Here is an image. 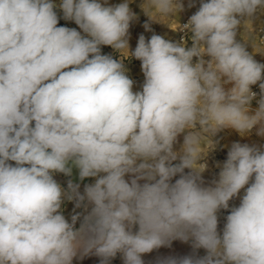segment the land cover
I'll use <instances>...</instances> for the list:
<instances>
[{"label": "clouds", "instance_id": "9594fccd", "mask_svg": "<svg viewBox=\"0 0 264 264\" xmlns=\"http://www.w3.org/2000/svg\"><path fill=\"white\" fill-rule=\"evenodd\" d=\"M133 2L0 0V264L89 255L110 264L117 254L145 264L144 254L175 240L192 252L156 264H264V146L233 142L218 179L205 186L202 175L220 131L264 137V63L254 59L264 38L252 27L264 0H199L184 24L181 0H143L149 21L190 33L191 47L154 33L130 51ZM57 8L82 31L58 26ZM174 18L175 28L166 22ZM130 58L141 62V91L127 75ZM73 169L80 181L95 178L83 193L54 179Z\"/></svg>", "mask_w": 264, "mask_h": 264}, {"label": "rangeland", "instance_id": "374dc122", "mask_svg": "<svg viewBox=\"0 0 264 264\" xmlns=\"http://www.w3.org/2000/svg\"><path fill=\"white\" fill-rule=\"evenodd\" d=\"M54 2L59 4V0H54ZM121 2L122 0H108L109 5H116ZM181 2L184 5V10L177 14L178 21L186 16L193 15L199 8V0H181ZM190 2L194 4L193 7L188 6ZM142 3L143 0H134V2L130 4V8L136 14L137 19L134 20L130 25L129 42L138 40L141 34H143L146 37V39H149L151 35H153L154 33L161 35L166 40L172 41L173 40L172 37L174 36L173 35L174 30L170 28L167 23L149 21V18L144 14L143 10L140 7ZM56 10L60 11L63 14V12L59 8H57ZM262 20H264V12L258 11L252 21L253 29H255L256 25ZM166 22L170 23L173 28H175L177 25V20L175 18ZM145 23L150 24L151 31L145 30L144 28ZM243 32H244L243 27L238 29L237 40L242 43L244 42L241 36V33ZM257 44L259 45L258 42ZM247 50L249 51V53H254V49L251 43L247 45ZM260 50L264 51V47H261ZM254 59L257 62L264 63V54L254 53ZM227 87H231V85H227L226 88ZM251 107L253 110L256 109L258 107V103L252 102ZM213 139L214 141H217L216 146L213 150L208 152L205 161H202V162H206L208 165L207 170L202 174L203 179L205 181V186L210 185L213 179H218V173L220 171V168L217 167V164L219 163L222 166L223 162L226 161L227 153L233 142L264 146V137H260L256 135V128L252 130L251 134L245 135L243 137L240 136V134L233 129L230 128L224 129L220 131ZM242 195H243V190L241 191V196ZM239 203H240L239 197L234 198L229 202L230 208L232 206H239ZM219 213L221 216L220 218L223 219L224 218L223 214L224 213L228 214V211L221 210Z\"/></svg>", "mask_w": 264, "mask_h": 264}, {"label": "crops", "instance_id": "0c3cea01", "mask_svg": "<svg viewBox=\"0 0 264 264\" xmlns=\"http://www.w3.org/2000/svg\"><path fill=\"white\" fill-rule=\"evenodd\" d=\"M55 11L57 12L59 20H61L66 25V27L76 28L77 31H82L75 24V22L64 20L63 14L60 11H57L56 9ZM173 35L175 36V34ZM174 36L172 37L173 42H175ZM137 42L138 40L129 42L130 51L135 49ZM101 52L102 54L111 55L114 59H117V60L120 59V54L116 50H114L111 46H101ZM122 58H124L123 55H122ZM124 64L127 69V75L134 81L133 91L134 92L141 91L142 85L144 82V75L141 70V62L139 60H136L135 58H130V59H125ZM182 143H183V136L181 135L178 137V142L174 145V150L178 151ZM12 163L14 164V162ZM185 171L187 172L188 170L186 169ZM176 178H179V177L177 176ZM54 179L59 184H61V186L64 188H67V182L69 179L73 180L76 183H79L80 184L79 190L81 193H83L84 186L86 184H91L95 182V178H85L83 181H80L77 169H73V174L71 177L65 176L62 173H56L54 174ZM141 183H143V181H141ZM73 209H74V203L68 202L67 200H65L64 204L62 205V212L65 215V217L69 219V221L71 219V215L73 214ZM75 211L81 212L83 211V209H76ZM218 217H219L218 230L222 233L223 226L226 220H224V218L223 219L220 218L221 217L220 213H218ZM79 223L80 222L78 221L76 225L77 228L79 227ZM191 252H192V249H191L190 243H184L180 240H175L171 243L170 247H161L157 250H154L151 253L144 254L142 259L144 260L145 264H156L159 258H164V257H169V256H183V255L190 254ZM205 254L206 253L204 249L199 250L200 256H203ZM73 264H100V258L95 255H89V256L84 257L82 260L78 258L74 259ZM110 264H123V259L121 257V254H117V256L110 261Z\"/></svg>", "mask_w": 264, "mask_h": 264}, {"label": "built area", "instance_id": "2783aa9c", "mask_svg": "<svg viewBox=\"0 0 264 264\" xmlns=\"http://www.w3.org/2000/svg\"><path fill=\"white\" fill-rule=\"evenodd\" d=\"M191 15L189 16H186L184 18H182L179 23L180 24H184V23H187L188 19L190 18ZM178 26V24L176 25V27ZM264 27V20L260 21L255 29H254V32L259 35L261 38H264V31H261V28ZM174 39H175V42H179L181 40V37H184L185 39H187L188 41V47H191V40H190V33H184V32H181V31H174ZM259 43V41H257ZM195 60L196 58H194L193 62L195 63ZM252 91L255 92L257 94L256 96V99H254L252 102H257L259 99H260V89H259V84H256V85H253L252 86ZM228 214L224 213L223 214V217L225 219V217L227 216Z\"/></svg>", "mask_w": 264, "mask_h": 264}, {"label": "trees", "instance_id": "16d2710c", "mask_svg": "<svg viewBox=\"0 0 264 264\" xmlns=\"http://www.w3.org/2000/svg\"><path fill=\"white\" fill-rule=\"evenodd\" d=\"M58 26H66L61 20H59Z\"/></svg>", "mask_w": 264, "mask_h": 264}, {"label": "bare ground", "instance_id": "6f19581e", "mask_svg": "<svg viewBox=\"0 0 264 264\" xmlns=\"http://www.w3.org/2000/svg\"><path fill=\"white\" fill-rule=\"evenodd\" d=\"M171 37V36H170Z\"/></svg>", "mask_w": 264, "mask_h": 264}]
</instances>
